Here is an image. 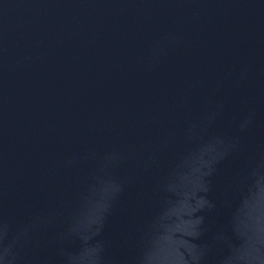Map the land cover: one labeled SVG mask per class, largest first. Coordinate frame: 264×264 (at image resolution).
<instances>
[{
    "label": "water",
    "instance_id": "1",
    "mask_svg": "<svg viewBox=\"0 0 264 264\" xmlns=\"http://www.w3.org/2000/svg\"><path fill=\"white\" fill-rule=\"evenodd\" d=\"M0 264H264V0H0Z\"/></svg>",
    "mask_w": 264,
    "mask_h": 264
}]
</instances>
